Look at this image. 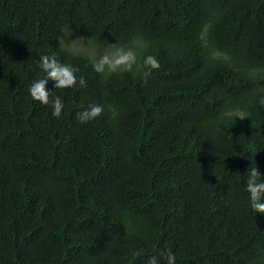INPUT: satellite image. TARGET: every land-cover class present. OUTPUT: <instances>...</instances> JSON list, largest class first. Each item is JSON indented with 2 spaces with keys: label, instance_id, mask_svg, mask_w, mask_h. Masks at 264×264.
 I'll return each instance as SVG.
<instances>
[{
  "label": "trees",
  "instance_id": "obj_1",
  "mask_svg": "<svg viewBox=\"0 0 264 264\" xmlns=\"http://www.w3.org/2000/svg\"><path fill=\"white\" fill-rule=\"evenodd\" d=\"M70 32L160 67L97 73ZM53 54L59 118L29 92ZM262 98L264 0H0V264H264Z\"/></svg>",
  "mask_w": 264,
  "mask_h": 264
},
{
  "label": "clouds",
  "instance_id": "obj_2",
  "mask_svg": "<svg viewBox=\"0 0 264 264\" xmlns=\"http://www.w3.org/2000/svg\"><path fill=\"white\" fill-rule=\"evenodd\" d=\"M40 68L45 73V77L38 79L32 83L29 88L30 96L34 101H38L43 105H51L54 117L59 118L62 114L64 104L59 96L50 99L51 92L47 89L49 81L55 82V89H67L77 84L76 73L78 68L72 65L62 64L56 56L44 55L40 57ZM94 70L100 74L111 76L112 74L142 73L145 77L150 71L160 67L156 57L148 55L139 57L134 47H123L112 44L110 49L106 51L98 60L93 62ZM79 85L86 86V80L83 76L79 78ZM264 104V98L260 100ZM103 107L100 105H91L88 110L82 111L77 115L80 123H86L95 120L103 114ZM231 116V113H225ZM246 118V116L237 113L235 118ZM264 175L259 171L256 162H253L246 174V191L250 194L251 208L255 213H264ZM166 260V264H175L176 258L169 249L167 252L161 253ZM148 264H158L156 256H152Z\"/></svg>",
  "mask_w": 264,
  "mask_h": 264
},
{
  "label": "rangeland",
  "instance_id": "obj_3",
  "mask_svg": "<svg viewBox=\"0 0 264 264\" xmlns=\"http://www.w3.org/2000/svg\"><path fill=\"white\" fill-rule=\"evenodd\" d=\"M68 34L65 37V45L66 47L70 48L71 50L74 51H83V52H88L90 53L96 60H98L106 51L110 49L111 46H100L96 44L93 41L90 40H85L78 36L76 33ZM67 33H65L66 35ZM63 35V37L65 36Z\"/></svg>",
  "mask_w": 264,
  "mask_h": 264
}]
</instances>
